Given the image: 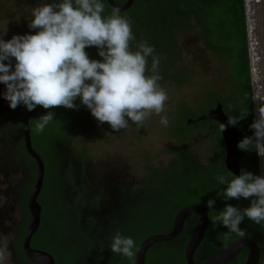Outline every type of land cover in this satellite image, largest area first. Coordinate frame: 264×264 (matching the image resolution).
Instances as JSON below:
<instances>
[{
    "label": "trees",
    "instance_id": "1",
    "mask_svg": "<svg viewBox=\"0 0 264 264\" xmlns=\"http://www.w3.org/2000/svg\"><path fill=\"white\" fill-rule=\"evenodd\" d=\"M26 1L34 4L38 0ZM47 1L49 4L60 2V0ZM102 2L105 4L103 15H109L112 7L108 0ZM115 2L124 5L127 0H115ZM245 9V0H135L129 10L120 12L121 16L130 18L132 23L135 36V41L131 42L132 50H136V43L143 38L149 45L154 46L155 54L161 57L159 72L163 79L158 81L160 85L169 83L183 85L187 79L184 68L180 66L182 48L178 43L179 35L199 32L206 49L226 57L231 68L234 97L225 99L218 93L209 92L202 106L203 115L215 108L218 103L222 104L228 116L239 115L242 110H246L248 117L237 125L241 139L253 134L249 126L255 115ZM37 31L38 29L35 33ZM85 51L90 59L102 61L103 58L98 55L97 47H86ZM148 69L147 74L151 75V57L148 58ZM75 103L79 105L78 109L55 108L53 122L41 133L46 143L45 156L58 163L64 157L60 147L67 148L74 155L76 162L81 164H85L87 157L85 152H80L76 148L75 138L87 132L91 111L81 104L79 98ZM42 108L37 106L34 110ZM27 112L29 111L25 105H19L13 110L10 121L13 126L15 158L27 169V179L18 201L23 217L13 248L14 256L18 261L32 264L22 249L23 236L31 221L27 202L37 175V164L27 153L23 142L21 121ZM196 117L191 109L182 104L179 119L173 127L175 131L173 134L183 142L191 139L200 130L210 131L214 158L209 164L203 165L190 147H181L176 151V158L171 162V166L165 169L151 167L153 173L142 197L136 203L127 206L125 216L112 219L111 227L105 228L103 234L96 230L93 218L87 217L90 197L87 198L86 195H89V191L84 186L85 183L82 181L84 179L78 180L81 184L73 179L71 166L74 167V164L71 159L68 169H61L55 179L54 197L56 200L59 199V202L55 203L54 211L59 215L60 205L64 215L56 220L53 228L45 230V227L41 226L32 240V246L49 252L56 250L60 255L58 264H63L67 257L71 260L76 256L80 257V264H132L127 258L110 250L111 237L117 231L126 237H132L139 247L141 242L151 235L170 233L174 227L176 214L187 205L206 206L209 199H214L216 211L210 213L207 208L209 216L218 214L226 204L241 208L250 206L251 198L225 201L218 195L226 185H220L214 177L217 174L230 173L225 165L226 151L219 131L220 124L207 119L187 125L188 119H197ZM36 118L30 122L31 129L35 127ZM33 146L43 158L34 142ZM245 152L241 170L260 174L259 158L254 149ZM231 178L230 176L229 179ZM73 191L77 192V197L72 196ZM198 220L199 216L190 215L183 231L175 239L153 245L148 252L146 264H187L184 250ZM240 227L246 232L243 237L229 233L222 224L213 225L210 220L205 237L194 255L196 264H206L224 246L242 238L251 239L260 246V264H264V227L248 218H245ZM43 238L45 242L42 241ZM248 253L249 250L244 249L229 264H244Z\"/></svg>",
    "mask_w": 264,
    "mask_h": 264
},
{
    "label": "clouds",
    "instance_id": "2",
    "mask_svg": "<svg viewBox=\"0 0 264 264\" xmlns=\"http://www.w3.org/2000/svg\"><path fill=\"white\" fill-rule=\"evenodd\" d=\"M104 12L102 0H60L33 8L34 19L28 27L38 29L35 34L14 35L8 41L0 38V83L6 85L3 97L11 109L21 104L28 111L37 106L78 109L75 101L79 98L101 125L107 123L114 132L128 128L129 121L143 126L153 114L165 111L168 95L158 83L163 79L161 57L143 38L132 50L135 36L130 18L121 16L115 7L109 15ZM92 46L97 47L102 61L89 58L85 48ZM149 57L151 75L147 74ZM253 100L257 105L249 126L253 134L240 140L237 147L242 151L254 149L264 160V87ZM54 115L48 111L36 118L31 131L43 133ZM246 117V110L228 116L219 131L224 133ZM160 123L167 127L168 117L161 116ZM214 179L226 185L218 194L225 201L251 198V203L245 208L226 204L218 214L210 215L213 225L222 224L229 233L241 237L246 235L240 227L245 218L264 227V175L242 169L239 175L217 174ZM215 203L214 199L207 201L210 213L216 211ZM110 250L135 264L139 249L132 237L117 231L111 237ZM3 259L0 252V261Z\"/></svg>",
    "mask_w": 264,
    "mask_h": 264
},
{
    "label": "rangeland",
    "instance_id": "3",
    "mask_svg": "<svg viewBox=\"0 0 264 264\" xmlns=\"http://www.w3.org/2000/svg\"><path fill=\"white\" fill-rule=\"evenodd\" d=\"M45 4L49 2L38 0L34 4H29L26 0H0V38L8 41L14 35L34 34L37 29L28 27L30 19H34L31 17L32 10ZM178 43L182 48L180 66L184 68L187 79L183 85L176 83L160 85L168 95L164 112L160 115L153 114L143 126H137L129 121V127L119 132H114L107 123L101 125L91 114L87 132L76 136V148L80 152H85L87 157L85 164H80L81 169L85 168L84 172L80 173L77 164L71 166L72 177L77 181L85 177L92 181L93 186L88 190L87 198L90 197V193L91 196L99 198L105 189L113 190L119 184L138 182L147 176L151 167L160 169L169 167L176 158V151L183 146L190 147L203 165L209 164L214 158L210 131L200 130L191 139L180 142L173 134L175 132L173 127L179 119L182 104L191 109L195 116L200 117L203 115L202 106L209 92L218 93L225 99L234 97L231 68L223 54L206 49L199 32L179 35ZM12 63L14 68V58ZM5 91L6 85L0 83V112L11 110L9 102L3 97ZM161 116L168 117L167 127L160 123ZM10 125L7 129L8 133L12 134L13 126ZM32 136L46 164L45 186L39 202L44 208L41 226L48 230L54 227L61 215H64L60 205L59 215L54 211L55 203L59 202V199L56 200L54 197L55 179L61 169H68L71 159L67 160L64 154L58 163L46 157L47 149L43 137L34 131ZM73 161L74 159L71 162ZM5 172L6 169L0 168V208L6 201L11 205L15 199V195L8 191ZM11 207L12 211L9 209V213L4 210L0 214V252L4 257L0 264H18L14 261L12 250L20 232V216L23 211L19 203L20 211L14 206ZM3 216H9L11 220L5 221L1 218ZM42 241L45 242V238ZM51 253L58 264L59 253L56 250H52ZM63 264H80V257L76 256L71 260L67 257Z\"/></svg>",
    "mask_w": 264,
    "mask_h": 264
},
{
    "label": "water",
    "instance_id": "4",
    "mask_svg": "<svg viewBox=\"0 0 264 264\" xmlns=\"http://www.w3.org/2000/svg\"><path fill=\"white\" fill-rule=\"evenodd\" d=\"M134 1L135 0H127L124 5L117 4L115 0H108V3L112 8H119L120 12H125L132 7ZM245 8L252 90L254 96L264 87V0H245ZM256 106L254 102V109ZM53 110L54 109L42 108L29 111L24 114L21 121L24 147L29 156L33 158L37 164L36 180L30 190L27 202V209L31 216V221L22 240L23 252L32 264H56V259L53 254L32 246V240L39 231L42 222L43 207L39 202V197L44 187L46 164L33 146L30 122L32 119ZM207 119L221 124L227 122L228 115L224 111L222 104L218 103L216 107L210 109L207 114L197 119H188L187 125H192ZM222 137L226 151V168L233 175H239L241 173V162L245 158L246 152L237 147L238 142L242 140L237 125L229 126L227 130L222 133ZM259 161L260 173L264 175V160L259 159ZM25 170L26 169L22 170V179L26 177ZM192 214H197L199 220L190 233L185 246L184 255L187 264H196L194 260L195 252L202 243L210 224V216L207 207L199 204L187 205L180 209L174 218V227L170 233L154 234L144 239L138 247L139 250L136 253L135 264H146L148 252L153 245L175 239L183 231L187 218ZM244 249L249 250L244 264H260V246L255 241L245 238L230 242L218 251L206 264H229Z\"/></svg>",
    "mask_w": 264,
    "mask_h": 264
},
{
    "label": "flooded vegetation",
    "instance_id": "5",
    "mask_svg": "<svg viewBox=\"0 0 264 264\" xmlns=\"http://www.w3.org/2000/svg\"><path fill=\"white\" fill-rule=\"evenodd\" d=\"M12 112L13 109L6 112H0V168L6 169L5 182L6 184H8V191L11 192V195H15V199L12 203L13 205L12 204L9 205V203H7L6 201L4 205L0 208V214L1 211L4 210H6L7 213H9V209L12 211L11 206H14L15 208L19 209L18 201L21 197L22 189L27 179V169L21 162L16 160L15 158L16 149L13 146L12 134H10V132L8 133V129H7L10 125ZM60 148L64 152L65 156H67L66 158L67 160L74 159V155L70 153L67 148L65 147H60ZM73 164H77L78 166L77 168L81 170L80 173L84 172L85 168L81 169L80 162H76V160L74 159ZM23 169H26L25 170L26 177L24 179L21 178ZM152 173L153 171L150 170L147 176L138 182L129 183V184H119L116 185L113 190L105 189V192L102 193V195L99 198L95 196H91L92 194L90 193V200H89L90 206L88 205L87 208V217L90 216L91 218H93V222H95L96 224L95 227L97 231L105 234V228L111 227L110 221L112 219H116V218L120 219L122 216H125V214L127 213V206H131V204L136 203L137 200L142 197L149 183V178ZM82 181L85 183L84 186H86L88 190L92 188L93 183L91 180H88L85 177L84 180ZM78 183L81 184L80 181H78ZM13 189L15 190L13 191ZM72 196L77 197V192L73 191ZM192 215L194 217L197 214H192ZM22 217H23V212L21 213L20 216L21 222H22ZM1 218L5 221L11 220L9 216H3ZM89 222L90 224H92L91 220H89ZM12 255L16 263L23 264L15 258L14 248L12 250Z\"/></svg>",
    "mask_w": 264,
    "mask_h": 264
}]
</instances>
